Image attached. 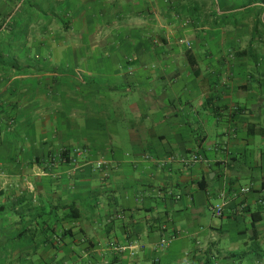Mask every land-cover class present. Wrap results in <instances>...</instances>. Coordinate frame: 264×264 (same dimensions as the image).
<instances>
[{
    "label": "crops",
    "instance_id": "obj_1",
    "mask_svg": "<svg viewBox=\"0 0 264 264\" xmlns=\"http://www.w3.org/2000/svg\"><path fill=\"white\" fill-rule=\"evenodd\" d=\"M48 2L0 47L6 264H264V0Z\"/></svg>",
    "mask_w": 264,
    "mask_h": 264
},
{
    "label": "rangeland",
    "instance_id": "obj_2",
    "mask_svg": "<svg viewBox=\"0 0 264 264\" xmlns=\"http://www.w3.org/2000/svg\"><path fill=\"white\" fill-rule=\"evenodd\" d=\"M16 4H19V6H17V10L15 11L16 13L14 12L11 20L8 21V26L4 30L0 31V47L2 48L3 46H5L12 59H15L14 57H16L17 59L18 56L22 55L23 52H21V50L24 49L23 43L24 38L26 37V33H31L33 31L30 26H32V28H44L48 27L50 22V20L46 17V14L49 12H47V10L50 5L48 0H26L25 2L20 1L14 4V6L11 8V12L15 10ZM77 6L78 5H75V7ZM79 6H82V3L79 4ZM89 13L93 12L89 11ZM71 27L72 31L68 33L70 39L81 41L84 36L80 34L82 33L80 32V26L74 23ZM46 37V40L48 42L49 36ZM65 37L66 35H64V38ZM26 47H28L26 55L30 60L34 61L36 59H39L41 53H39L36 48H33L32 44L30 45V47ZM45 56L47 57V52H44V57ZM14 68L15 66L6 68L7 73L14 72ZM253 76H255V74H253ZM216 221H218V219H216ZM1 255L5 256L4 258L0 257V264H6L10 262L11 259L6 258L7 253L3 251ZM38 259V257H34L32 261L37 262ZM17 263L23 264L24 259L17 258Z\"/></svg>",
    "mask_w": 264,
    "mask_h": 264
},
{
    "label": "built area",
    "instance_id": "obj_3",
    "mask_svg": "<svg viewBox=\"0 0 264 264\" xmlns=\"http://www.w3.org/2000/svg\"><path fill=\"white\" fill-rule=\"evenodd\" d=\"M186 45H188V44L186 43ZM262 150L264 152V141L262 143ZM73 153H74V155L77 156L80 153V148H75L73 150ZM63 154L64 153H62V152H58L55 156H53L52 160L53 161H55V160H63L66 157V156H64L65 154L64 155ZM70 159H71V163L72 164H74V165L77 164L76 158H73L72 157ZM192 160L196 161L197 158L194 156ZM102 165H103L102 162H97L96 163V168H99L100 169L102 167ZM245 191L246 190H241V192H245ZM259 204L263 205V202L262 201H259ZM212 213L215 216H221V214H222V206L221 205H216V206L212 207ZM160 228L163 231L166 229V227H165L164 224H162L160 226ZM170 240H171V238H164V237H162L161 240H160V243H159V249L166 247V245L170 242ZM113 248H114L115 251H118V250L125 251V250H127L131 254H133L134 253L135 246L130 244V245L123 246V247H117V246H115Z\"/></svg>",
    "mask_w": 264,
    "mask_h": 264
},
{
    "label": "trees",
    "instance_id": "obj_4",
    "mask_svg": "<svg viewBox=\"0 0 264 264\" xmlns=\"http://www.w3.org/2000/svg\"><path fill=\"white\" fill-rule=\"evenodd\" d=\"M196 73V72H195ZM197 74V73H196ZM64 155V154H63ZM65 156V155H64Z\"/></svg>",
    "mask_w": 264,
    "mask_h": 264
}]
</instances>
